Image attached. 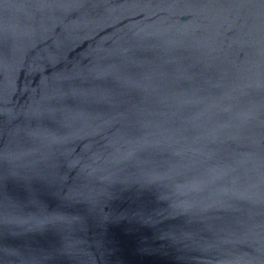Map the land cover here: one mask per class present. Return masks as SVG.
Masks as SVG:
<instances>
[{
	"label": "water",
	"instance_id": "water-1",
	"mask_svg": "<svg viewBox=\"0 0 264 264\" xmlns=\"http://www.w3.org/2000/svg\"><path fill=\"white\" fill-rule=\"evenodd\" d=\"M0 264H264V0H0Z\"/></svg>",
	"mask_w": 264,
	"mask_h": 264
}]
</instances>
